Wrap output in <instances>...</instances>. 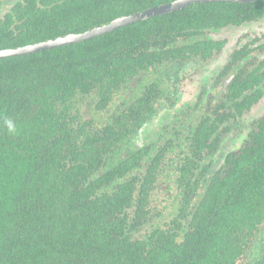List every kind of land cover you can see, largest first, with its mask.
<instances>
[{
    "label": "trees",
    "instance_id": "16d2710c",
    "mask_svg": "<svg viewBox=\"0 0 264 264\" xmlns=\"http://www.w3.org/2000/svg\"><path fill=\"white\" fill-rule=\"evenodd\" d=\"M167 1L19 0L0 30V49L81 33ZM164 23L153 17L79 43L0 58V264L232 261V231L264 206L263 180L256 177L264 174L263 154L239 161L187 217L155 224L151 163L139 165L136 154L122 152L131 113L115 114L114 93L135 74L133 65L154 66L158 52L151 45ZM86 99L90 112L82 116L78 102ZM250 185L256 188L247 191ZM189 197L183 194L181 203L187 206Z\"/></svg>",
    "mask_w": 264,
    "mask_h": 264
},
{
    "label": "flooded vegetation",
    "instance_id": "af4514ba",
    "mask_svg": "<svg viewBox=\"0 0 264 264\" xmlns=\"http://www.w3.org/2000/svg\"><path fill=\"white\" fill-rule=\"evenodd\" d=\"M18 1L2 0L0 30ZM158 16L165 21L162 37H153L157 42L151 45L158 59L149 69L133 65L135 74L114 93L115 114L131 113L120 138L124 156L136 154L139 165L147 160L154 171L155 224L165 216L187 217L211 189L231 178L239 161L257 150L264 155V0H191L142 20ZM189 86L196 89L190 98ZM91 103L79 100L82 116ZM257 176L264 187V174ZM183 194L194 196L187 206ZM179 207L186 213L179 215ZM232 236L238 247L229 264H264V206Z\"/></svg>",
    "mask_w": 264,
    "mask_h": 264
},
{
    "label": "water",
    "instance_id": "95a60500",
    "mask_svg": "<svg viewBox=\"0 0 264 264\" xmlns=\"http://www.w3.org/2000/svg\"><path fill=\"white\" fill-rule=\"evenodd\" d=\"M11 1H15V0H11ZM190 1L191 0H180V1L173 2L167 5H162L159 7L147 9L139 13L130 15L128 17H123V18L112 20L109 23L103 24L98 27H94L83 33L67 34V35L59 36V37L49 39L46 41H41V42L19 46L15 48L2 49L0 50V58L30 54V53H34L40 50H47V49H51L54 47H59V46H63V45L71 44V43H78V42L90 39L96 35H100V34L112 31L121 25L132 23V22L142 20V19H146L149 16L156 15L158 13L170 11L174 8H177L178 6L185 5Z\"/></svg>",
    "mask_w": 264,
    "mask_h": 264
},
{
    "label": "rangeland",
    "instance_id": "374dc122",
    "mask_svg": "<svg viewBox=\"0 0 264 264\" xmlns=\"http://www.w3.org/2000/svg\"><path fill=\"white\" fill-rule=\"evenodd\" d=\"M3 9L6 10V7H4ZM195 91H196V89L194 86H189L187 91H186V95H189L188 98H190L192 96V93H194ZM82 111H83V107H82Z\"/></svg>",
    "mask_w": 264,
    "mask_h": 264
},
{
    "label": "clouds",
    "instance_id": "9594fccd",
    "mask_svg": "<svg viewBox=\"0 0 264 264\" xmlns=\"http://www.w3.org/2000/svg\"><path fill=\"white\" fill-rule=\"evenodd\" d=\"M8 128L10 131H14L13 125L10 122L8 123Z\"/></svg>",
    "mask_w": 264,
    "mask_h": 264
}]
</instances>
